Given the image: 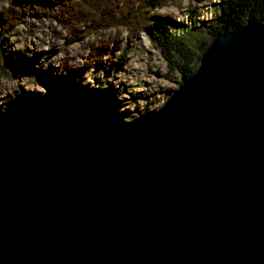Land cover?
Segmentation results:
<instances>
[{"label": "water", "instance_id": "1", "mask_svg": "<svg viewBox=\"0 0 264 264\" xmlns=\"http://www.w3.org/2000/svg\"><path fill=\"white\" fill-rule=\"evenodd\" d=\"M0 264H264V23L126 129L0 134Z\"/></svg>", "mask_w": 264, "mask_h": 264}, {"label": "rangeland", "instance_id": "2", "mask_svg": "<svg viewBox=\"0 0 264 264\" xmlns=\"http://www.w3.org/2000/svg\"><path fill=\"white\" fill-rule=\"evenodd\" d=\"M12 1L0 0V134L126 129L160 109L185 80L180 55L168 53L152 31L85 23L78 0L31 1L6 33L1 14ZM221 3L163 0L151 7L153 28L196 26L197 35L185 40L200 45L192 57L197 70L222 22Z\"/></svg>", "mask_w": 264, "mask_h": 264}, {"label": "trees", "instance_id": "3", "mask_svg": "<svg viewBox=\"0 0 264 264\" xmlns=\"http://www.w3.org/2000/svg\"><path fill=\"white\" fill-rule=\"evenodd\" d=\"M31 1L34 0H14L3 10L1 24L4 32L9 33L14 29ZM161 1L163 0H78L75 7L77 13L85 19V23L88 21L92 25L96 23L102 26L103 23L112 21L114 25L128 26L132 34L141 29L152 31L168 53L173 50L180 55L179 67L183 77L187 79L196 71L192 57L198 53L200 45L190 44L185 39L187 36L197 35L198 30H195L196 26L184 25L179 31H172L167 26L163 32L155 31L153 24L158 17L151 12V7ZM220 6L222 22L213 26V39L220 33L235 30L242 21L264 23V0H222ZM192 69L194 71L191 72ZM13 132L14 135L21 134V131Z\"/></svg>", "mask_w": 264, "mask_h": 264}, {"label": "bare ground", "instance_id": "4", "mask_svg": "<svg viewBox=\"0 0 264 264\" xmlns=\"http://www.w3.org/2000/svg\"><path fill=\"white\" fill-rule=\"evenodd\" d=\"M66 2V1H65ZM84 3V2H83ZM85 5V4H84ZM128 5V4H127ZM143 5V4H142ZM165 5V4H164ZM76 6V5H75ZM136 6V5H135ZM127 7V6H126ZM126 7H125V9H126ZM124 9V8H123ZM122 13H123V10H122ZM148 26V25H147Z\"/></svg>", "mask_w": 264, "mask_h": 264}]
</instances>
